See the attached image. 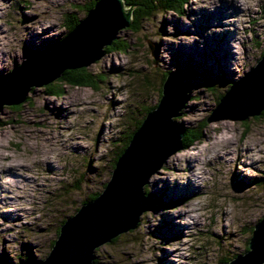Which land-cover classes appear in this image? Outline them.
I'll return each mask as SVG.
<instances>
[{"label": "rangeland", "instance_id": "1", "mask_svg": "<svg viewBox=\"0 0 264 264\" xmlns=\"http://www.w3.org/2000/svg\"><path fill=\"white\" fill-rule=\"evenodd\" d=\"M92 1L0 0V75L66 35L64 16L82 20L78 10ZM115 40L116 48L83 68L94 86L63 84L55 96L43 86L18 107L2 108L0 264L47 257L61 221L103 190L114 153L146 108L158 105L167 72L189 86L173 120L199 130L200 139L148 178L144 190L163 205L99 246L93 262L220 264L246 252L264 216V114L241 129L205 123L264 51V0H190L182 15L154 13Z\"/></svg>", "mask_w": 264, "mask_h": 264}, {"label": "water", "instance_id": "2", "mask_svg": "<svg viewBox=\"0 0 264 264\" xmlns=\"http://www.w3.org/2000/svg\"><path fill=\"white\" fill-rule=\"evenodd\" d=\"M123 0H98L66 35L30 53L10 72L0 75V112L25 102L28 93L57 80L65 71L85 68L104 54L118 30L132 21ZM188 86L177 74L167 75L161 97L133 133L99 195L82 204L59 227L47 257L20 264H94L95 250L136 228L139 217L153 207L145 194L148 178L174 152L182 133L173 118L188 99ZM264 114V55L249 72L231 83L205 125L241 129ZM220 264H264V216L253 225L244 254Z\"/></svg>", "mask_w": 264, "mask_h": 264}, {"label": "trees", "instance_id": "3", "mask_svg": "<svg viewBox=\"0 0 264 264\" xmlns=\"http://www.w3.org/2000/svg\"><path fill=\"white\" fill-rule=\"evenodd\" d=\"M97 1L98 0L92 1L89 5L83 7V9H79V7H76L75 9H79L78 11H82V12L84 11L85 15H87L88 12L92 9V7L95 5V3ZM189 1L190 0H123V4H124V6H126L128 8H132V12H131L132 13L131 14L132 21L130 24V28L134 31H137L138 26H140V23L145 18L151 17L154 13H157V12H173L176 15H182L183 6L186 5ZM80 20L81 19L77 16V14H71V13L66 14L64 16V20H63L64 25L63 26L67 30V33L71 29H73L80 22ZM116 46H117V42H116V40H114L110 46L104 48V51H111L113 48H116ZM263 55H264V51L262 52L260 58ZM168 74H169V72H167L166 74H164L162 76L161 85L158 88L159 89V100L161 97L162 85H163ZM192 74L193 73H191V74L189 73L188 76H190ZM56 83L55 84L49 83V84L45 85L46 92L55 96L58 93V91H56V90H58L61 86H63V84H68V85L76 86V87H82V86L85 87V86H91V85L94 86V81L92 80L91 75L86 74L85 70L83 68L65 71L57 79ZM188 88H189V86H188ZM223 95H221L217 98V104L219 103V101ZM18 106L19 105L14 106V107H18ZM156 106H157V104H155L154 106L146 108V113L144 112L141 119L137 123H135L134 129L132 130L131 133H128V135L125 137L124 144L122 145L120 150L117 153H114V156L112 159L111 169L114 168L116 161L118 160V158L121 156V154L123 153V151L127 147L129 141L131 140L133 133L139 128V126L141 125V122L143 121L145 116L149 112H151L152 109H155ZM180 131L182 133V138H181L182 149H187L195 141H198L200 139L199 130L180 128ZM144 191H145V194L148 195L147 191L146 190H144ZM98 195H99V193H95L91 197H88L85 200V203L93 201ZM152 202H153L152 208H158L160 206V204L163 205L162 203H160V200H157V199L154 201L152 199ZM64 221L65 220L61 221L60 226L64 223ZM58 232H59V227L56 230L57 235H58ZM114 240H116V239H113L111 242H114ZM53 243H54V241L51 243V247H52ZM29 260H31V257L26 258V262ZM228 261H230V259H225V260H223L222 263H225Z\"/></svg>", "mask_w": 264, "mask_h": 264}, {"label": "bare ground", "instance_id": "4", "mask_svg": "<svg viewBox=\"0 0 264 264\" xmlns=\"http://www.w3.org/2000/svg\"><path fill=\"white\" fill-rule=\"evenodd\" d=\"M123 30H124V29H123ZM230 48H231V49H234L232 46H230ZM229 57L232 58V54L230 55V53H229ZM233 58H234V57H233ZM2 66H3V61L0 59V70L2 69ZM237 81H238V80H237ZM191 168H192V170L197 169L195 165L193 166L192 164H190V166H189L188 169L191 170ZM197 170H198V169H197ZM10 176H11V175H10Z\"/></svg>", "mask_w": 264, "mask_h": 264}]
</instances>
